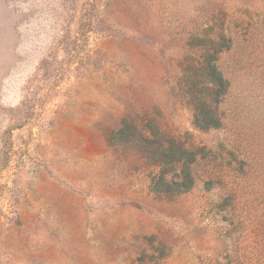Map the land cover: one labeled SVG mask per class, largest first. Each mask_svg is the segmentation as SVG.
Instances as JSON below:
<instances>
[{"label": "rangeland", "instance_id": "rangeland-1", "mask_svg": "<svg viewBox=\"0 0 264 264\" xmlns=\"http://www.w3.org/2000/svg\"><path fill=\"white\" fill-rule=\"evenodd\" d=\"M0 264H264V0H0Z\"/></svg>", "mask_w": 264, "mask_h": 264}, {"label": "trees", "instance_id": "trees-1", "mask_svg": "<svg viewBox=\"0 0 264 264\" xmlns=\"http://www.w3.org/2000/svg\"><path fill=\"white\" fill-rule=\"evenodd\" d=\"M88 18V17H87ZM89 25V20L82 22L80 24V29L84 34L89 30L87 26ZM224 36L218 32L216 34L215 43L217 45V49H214V52L220 51L222 48L221 43H223ZM201 73L205 76L204 86L208 91L210 96L209 101L200 104L198 107V113L193 116L192 123L200 129H208V128H216L221 125V120L219 116L216 115L214 108L211 107V103L218 102L219 98L223 96L226 90V81L221 73V71L217 68L215 64V58L212 55H209L204 63L200 65ZM123 128L119 129L117 132H121ZM181 162L183 166V175L189 178V166L188 164L191 162V159L187 157L186 152L180 155H169L165 148H160L157 152V156L155 158V163L153 165L159 166L160 170L157 172L155 176L152 177V184L154 189L161 192H169V186L174 183L173 180L167 181L164 178V174L166 171L161 169V166H166L167 164ZM190 183H185L183 185H179L180 191L187 190ZM182 188V189H181Z\"/></svg>", "mask_w": 264, "mask_h": 264}]
</instances>
